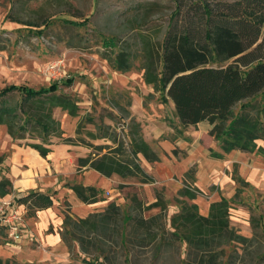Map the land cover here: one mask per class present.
<instances>
[{
	"label": "trees",
	"instance_id": "16d2710c",
	"mask_svg": "<svg viewBox=\"0 0 264 264\" xmlns=\"http://www.w3.org/2000/svg\"><path fill=\"white\" fill-rule=\"evenodd\" d=\"M175 10L161 50L148 41L144 48V81L161 93L163 102L169 98L175 103V112L183 127L207 120L213 128L209 134L220 143L221 152L211 151L213 157L224 158L233 149L248 153H264L258 140H264V0H173ZM109 45H117L112 40ZM131 53L123 47L109 58L112 68L127 72L131 68ZM216 64V65H214ZM73 77L51 82L41 88L23 84H10L0 89V124L6 126L15 139H26L30 129L38 130L40 143H29L46 157L51 151L50 137H59L66 144H79L75 137H64L61 122L53 115L60 107L68 115L78 116L79 105L72 95L61 92V85L69 86ZM13 93L24 96L27 102L51 106L16 108L8 105ZM134 123V122H133ZM31 124V128L28 125ZM135 123L133 127H138ZM79 129V128H78ZM80 129L78 130V133ZM93 139L108 137V133L89 131ZM81 143H85L81 138ZM117 141L116 139H113ZM131 148L125 143L109 151L77 157L78 170L93 168L110 177L118 173L123 178L140 177L142 183L153 178L143 170L139 154L156 162L160 156L147 141L139 136L138 130L130 133ZM89 143V142H86ZM92 146V144H90ZM6 155H0V196L12 192V181L5 174L9 167ZM189 168L185 176L186 185L175 196L181 205L171 219L174 237L188 246V255H197L184 264H224V246L233 241L245 243L253 238L244 237L230 224L231 202L223 197L210 206L208 215H201L193 200L201 192L192 187L188 176L194 173ZM243 181L241 177L237 181ZM80 200L93 203L102 200L101 190L92 185L75 183L71 187ZM238 189L237 192H239ZM148 207H159L160 213L152 218L124 213L121 205L109 203L103 212L91 213L87 218H73L66 214L63 239L72 248V242L80 244V252L92 251L104 254L106 239L117 246H125L128 235L126 223L133 220L134 232L143 230L150 241L157 239L154 230L167 209L162 194ZM40 209L52 204L48 195H38L34 201ZM135 208L141 206L136 199ZM262 216V215H261ZM260 216V217H261ZM253 227L259 221L252 217ZM161 225V224H160ZM0 231L5 232L4 227ZM7 235V234H6ZM144 241V240H143ZM161 240L156 248L161 247ZM2 240L0 239V244ZM0 264H22L14 259L0 260ZM78 264V263H66Z\"/></svg>",
	"mask_w": 264,
	"mask_h": 264
},
{
	"label": "rangeland",
	"instance_id": "374dc122",
	"mask_svg": "<svg viewBox=\"0 0 264 264\" xmlns=\"http://www.w3.org/2000/svg\"><path fill=\"white\" fill-rule=\"evenodd\" d=\"M174 10L173 0H0V89L13 83L41 88L73 77V82L69 86L61 85L60 91L77 100L78 116H70L60 107L53 110V115L60 120L64 137L73 136L78 141L76 145L83 152L81 156L90 152L93 155L107 152L109 148L101 150V146L115 148L122 142L129 151L130 133L134 130H138L139 136L149 138L154 147L157 142L152 138L154 127L150 125L153 118L161 116L167 123L176 122L177 129L173 135L185 128L172 108V99L164 103L161 93L155 91L153 85L145 83L142 69L147 42L151 41L154 47L161 50ZM112 40L117 45H109ZM120 47L129 50L132 56V65L127 72L112 68L109 61ZM7 102L16 108L51 106L49 102L42 105L27 102L19 93H13ZM135 123L137 128L133 127ZM89 131L108 133V137L93 139ZM38 134V130L30 129L26 139L14 140L6 126L0 124V152L15 144L29 147V143H40ZM81 138L85 143L79 142ZM200 138L205 146L203 154L213 159L210 154L211 136L201 135ZM49 139L61 141L54 136ZM113 139L117 141L113 142ZM157 153L161 155L159 150ZM177 156H181L178 150ZM145 160V157L139 156L142 168ZM75 162L77 164V157ZM190 168L195 171L188 176L187 182L192 187H199L197 165ZM238 171L237 164L230 165L226 171L236 186L243 190L228 198L234 200L231 202L230 224L239 234L254 240L245 243L233 241L225 245V255L221 259L224 264H264V197H260L258 204L247 201L248 196L256 195L250 193L247 183L237 181ZM123 181L125 184L118 183L111 193L103 191L99 197L120 203L124 213H133L145 219L160 213L159 207H148L153 200L148 197V184L143 185L140 177L130 176ZM151 187L155 196L160 193L167 202L160 223L154 225V230L159 233L157 239L150 241L143 230L135 233L134 221L131 220L126 223L128 235L125 246H117L106 239L104 254L96 251L85 254L80 252L79 243L75 241L71 243L72 260L69 263L184 264L194 260L197 255H188L187 243L172 235L175 229L171 219L176 212L171 211L168 205L166 187ZM200 191L198 195L209 202L217 193L222 195L217 184L203 186ZM136 199L141 202L138 208L134 207ZM64 209L70 212L66 205ZM198 211L201 213L199 207ZM252 217L258 219L259 227H253ZM73 218L78 217L73 215ZM5 236L6 233L0 231V239ZM160 240L161 247L157 249L156 244Z\"/></svg>",
	"mask_w": 264,
	"mask_h": 264
},
{
	"label": "crops",
	"instance_id": "0c3cea01",
	"mask_svg": "<svg viewBox=\"0 0 264 264\" xmlns=\"http://www.w3.org/2000/svg\"><path fill=\"white\" fill-rule=\"evenodd\" d=\"M172 102V108L175 110V103L173 100ZM132 111H134L133 108ZM133 113L136 114L135 111ZM175 124L174 121L165 122L161 116L153 118L150 125L154 127L152 138L157 142L154 147L149 143V138L141 136L156 153L159 150L165 158L157 153L160 159L152 162L139 154L146 159L143 170L153 178L152 182L143 183V185L148 184L150 190L148 197L153 200L150 204L157 201L151 186L162 185L168 191V205L171 211H180L181 205L174 198L186 185L185 176L189 168L197 165L196 178L199 186L197 188L202 190L203 186L217 184L222 190V195L217 193L210 202L199 195L192 200L200 208L201 215H208L213 202L223 197L231 198L238 189L240 193L243 191L236 186V182L229 178L226 172L230 169V165L235 164L239 167V177L250 186V193L256 195V197L248 196L247 201L259 203L260 197H264V153H248L233 149L226 153L224 158H215L211 151L221 152V148L219 141L209 134L213 128L209 121L203 120L195 125H188L178 134L173 135L177 129ZM201 135L211 136L210 154L213 159L203 154L205 146L200 140ZM258 144L264 147V140L259 139ZM50 147L52 151L46 157H42L39 151L31 146L18 144L11 145L10 149H2L0 152V155H6V165L9 169L5 174L11 179L13 188L11 193L0 196V200L20 202L27 208L23 237L8 244L6 235L0 244V260L14 259L22 264L71 262L72 248L63 239L66 214L87 218L91 213L103 212L109 203L114 202L102 197V200L98 202L86 203L80 200L71 188L72 185L80 183L84 186H96L102 194L103 191L111 193L118 183L125 184L124 178L118 173L108 177L89 167L78 170L76 157L81 156L83 152L76 144L52 140ZM177 150L179 154L181 153L180 157L177 156ZM7 151L10 153L6 154ZM226 188L228 190L225 192ZM38 195H48L53 201L52 204L40 209L34 202ZM120 199L126 201L123 197ZM64 205L70 209L71 213L64 209ZM78 248L80 249L79 244Z\"/></svg>",
	"mask_w": 264,
	"mask_h": 264
},
{
	"label": "built area",
	"instance_id": "2783aa9c",
	"mask_svg": "<svg viewBox=\"0 0 264 264\" xmlns=\"http://www.w3.org/2000/svg\"><path fill=\"white\" fill-rule=\"evenodd\" d=\"M27 208L13 200H0V227L7 231V243H13L23 237Z\"/></svg>",
	"mask_w": 264,
	"mask_h": 264
}]
</instances>
